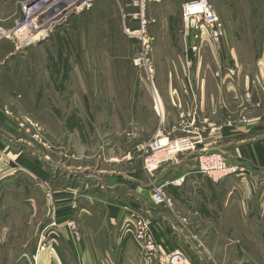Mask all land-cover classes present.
Returning <instances> with one entry per match:
<instances>
[{
  "label": "rangeland",
  "instance_id": "1",
  "mask_svg": "<svg viewBox=\"0 0 264 264\" xmlns=\"http://www.w3.org/2000/svg\"><path fill=\"white\" fill-rule=\"evenodd\" d=\"M183 1L147 4L149 62L137 65L146 51L130 36L137 23L131 0H94L41 29L31 22L44 16L46 2L0 0V154L11 174L0 185V264H53L54 215L39 238L30 231L39 206L52 202L50 186L66 185L72 175L87 187L100 185L107 158L159 136L144 137L155 122L138 107L139 93H264V0H210L226 35L219 48L200 52L186 48ZM55 8L46 20L70 9ZM189 136L197 144L177 155L185 159L179 167L164 170L167 162L149 171L139 157L137 169L173 203L157 205L161 223H152L155 233L163 231L160 254L167 264H264V188L231 196L244 182L239 171L220 177L199 170L198 156L217 152L204 150L200 134ZM169 170L188 176L176 186ZM67 225L79 236L74 219Z\"/></svg>",
  "mask_w": 264,
  "mask_h": 264
},
{
  "label": "crops",
  "instance_id": "2",
  "mask_svg": "<svg viewBox=\"0 0 264 264\" xmlns=\"http://www.w3.org/2000/svg\"><path fill=\"white\" fill-rule=\"evenodd\" d=\"M262 59L264 55L258 63L264 89V68L260 62ZM203 83L205 82L202 81ZM139 94L141 100L138 107L148 111L155 122L153 128L145 126V130L151 131L144 137L154 136L158 130L161 132L157 135L169 134L172 137L198 133L204 150L223 154L228 162L239 168L238 175L244 182L239 186L240 190L238 186L231 187V196L234 197L236 192L247 196L256 187L264 188V101L262 106L258 102L259 94L264 100V93H238L237 88L236 93H190L187 90V93ZM258 105L261 109L255 111L254 106ZM134 129L136 131V127ZM146 141L138 140L132 151L128 149L127 153L123 150L113 155L111 160L107 158L105 162L108 164L102 166L106 176L100 185L87 187L76 178L77 175L71 174L68 184L50 186L48 192L51 193L52 202L43 209L39 206L37 223L30 226V231L33 237L39 238V234L42 231L44 233L48 226L46 217L54 215L53 232L59 244L54 251L53 264L157 262V256L146 255L140 242L135 239L136 213L143 212L152 223H161L156 209L158 206L152 202V183L155 184V181L147 179L137 169L140 167L139 157L142 151L140 153L136 146ZM13 158L10 160L15 162ZM3 159L4 156L0 154V185L11 182L7 179L11 176L6 173L8 169H3L8 167L10 161ZM20 160L23 163L24 160ZM184 161L179 155L161 168L167 170L179 167ZM54 165L60 167L59 164ZM173 171L169 170V174L173 177V184L178 186L188 175L184 170L175 173ZM34 208L33 204L31 210ZM71 219L77 222V237L67 225ZM155 230L157 237L159 234L164 238L163 231L158 228ZM258 238L264 240V235Z\"/></svg>",
  "mask_w": 264,
  "mask_h": 264
},
{
  "label": "built area",
  "instance_id": "3",
  "mask_svg": "<svg viewBox=\"0 0 264 264\" xmlns=\"http://www.w3.org/2000/svg\"><path fill=\"white\" fill-rule=\"evenodd\" d=\"M64 1L66 0H43L48 5L45 8L46 13L42 18L31 22L34 29L45 28L47 24L49 25L53 21L56 22L59 19H63L67 14L88 10L94 3V0H78V3L65 13L60 14L53 20H51L52 17L46 20V14ZM151 1L157 0H131V4L137 9V23L132 27L130 36L134 37L146 51V53L140 54L135 58L137 65L149 62L147 53L151 48V44L147 31L146 9L147 4ZM182 19L184 22V40L188 50L200 52L205 46L212 45L215 48H219L222 45L226 35L225 27L214 4L210 0H184L182 3ZM196 144L197 140L189 135L178 138L159 135L148 143L141 145L139 149L145 157L146 168L149 171H153L164 163L173 161L179 153L191 151ZM198 166L199 170L204 173L215 174L220 177L226 174H235L239 171L235 164L228 162L218 153L201 154L198 156ZM152 202L156 205L173 206L172 199L166 195L162 186L157 184L154 186ZM134 223L136 226L135 239L140 242L144 253L149 256H157L155 264H167V257L160 254L161 246L149 217L145 216L143 212H138L134 215ZM70 224L74 225V222Z\"/></svg>",
  "mask_w": 264,
  "mask_h": 264
},
{
  "label": "bare ground",
  "instance_id": "4",
  "mask_svg": "<svg viewBox=\"0 0 264 264\" xmlns=\"http://www.w3.org/2000/svg\"><path fill=\"white\" fill-rule=\"evenodd\" d=\"M67 1V2H66ZM66 1H64V2H62L61 4H63V5H68L69 6V8H71V7H73V6H75L77 3H78V0H66ZM75 1V2H74ZM72 3V4H71ZM71 4V5H70ZM54 11V13H57V12H59V8H54V9H52V12Z\"/></svg>",
  "mask_w": 264,
  "mask_h": 264
}]
</instances>
